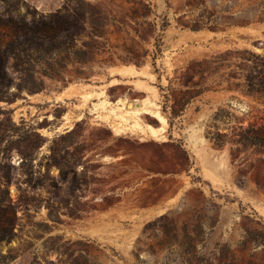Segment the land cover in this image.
<instances>
[{
    "label": "rangeland",
    "instance_id": "rangeland-1",
    "mask_svg": "<svg viewBox=\"0 0 264 264\" xmlns=\"http://www.w3.org/2000/svg\"><path fill=\"white\" fill-rule=\"evenodd\" d=\"M84 1L85 76L0 101L6 264H264V0Z\"/></svg>",
    "mask_w": 264,
    "mask_h": 264
},
{
    "label": "trees",
    "instance_id": "trees-1",
    "mask_svg": "<svg viewBox=\"0 0 264 264\" xmlns=\"http://www.w3.org/2000/svg\"><path fill=\"white\" fill-rule=\"evenodd\" d=\"M71 3L72 6H64L53 13L38 14L33 10L30 14L0 22V101L8 95L11 86L17 92H40L42 81L37 76L62 79L67 66H76L75 73L83 77L85 66L104 53L101 43L91 45L82 41L89 34L96 39L102 37V27L106 25L104 18L96 15L84 0H71ZM96 62L100 67L104 65ZM10 72L18 81L10 77ZM174 116L172 110L169 119ZM5 233L6 230L0 228V243L5 241ZM8 259V255L0 253V264H6ZM191 262L189 259L186 263Z\"/></svg>",
    "mask_w": 264,
    "mask_h": 264
},
{
    "label": "bare ground",
    "instance_id": "bare-ground-1",
    "mask_svg": "<svg viewBox=\"0 0 264 264\" xmlns=\"http://www.w3.org/2000/svg\"><path fill=\"white\" fill-rule=\"evenodd\" d=\"M68 123H71V121L69 120ZM69 125H71V124H69Z\"/></svg>",
    "mask_w": 264,
    "mask_h": 264
}]
</instances>
